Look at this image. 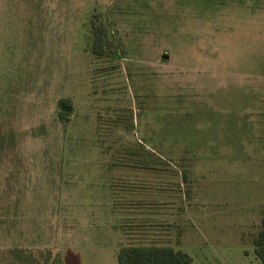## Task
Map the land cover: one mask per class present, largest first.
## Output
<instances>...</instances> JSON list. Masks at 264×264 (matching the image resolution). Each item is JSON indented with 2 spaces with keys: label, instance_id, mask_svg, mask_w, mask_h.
<instances>
[{
  "label": "rangeland",
  "instance_id": "1",
  "mask_svg": "<svg viewBox=\"0 0 264 264\" xmlns=\"http://www.w3.org/2000/svg\"><path fill=\"white\" fill-rule=\"evenodd\" d=\"M108 116L191 198L163 243L191 264H261L264 0H0V264H118L111 234L65 217L67 162L80 183Z\"/></svg>",
  "mask_w": 264,
  "mask_h": 264
},
{
  "label": "crops",
  "instance_id": "2",
  "mask_svg": "<svg viewBox=\"0 0 264 264\" xmlns=\"http://www.w3.org/2000/svg\"><path fill=\"white\" fill-rule=\"evenodd\" d=\"M108 120L109 116L104 117L102 123ZM114 125V122L105 123L96 132V144L89 143L97 148L102 158L98 156L97 161L83 162L87 171L80 183L79 176H76L77 183L74 181L75 174L72 175L78 162H67L69 191L66 221L75 223L74 218H83L86 214L87 218H91L89 223L86 222L88 229L111 234L112 244H120L116 245L117 248L173 247L163 243V239L168 238L171 227L179 224V220V225H183L187 213L171 215L170 206L183 207L191 198L183 192L177 193L179 188L176 193L170 194L168 167L162 161L154 160L159 151L147 138L135 137L134 140L121 142V139H116L118 134ZM97 181L96 189L89 185ZM85 198L86 203L82 204ZM82 207L86 213L82 212ZM78 210L81 215L75 212Z\"/></svg>",
  "mask_w": 264,
  "mask_h": 264
},
{
  "label": "trees",
  "instance_id": "3",
  "mask_svg": "<svg viewBox=\"0 0 264 264\" xmlns=\"http://www.w3.org/2000/svg\"><path fill=\"white\" fill-rule=\"evenodd\" d=\"M93 42L94 53L102 54V37L95 36ZM57 105V117L59 121L66 123L72 112V103L67 98H60ZM252 244L256 257L264 264V220L260 230L252 238ZM116 259L118 264H191L192 261L187 253L168 246H123L118 249Z\"/></svg>",
  "mask_w": 264,
  "mask_h": 264
}]
</instances>
